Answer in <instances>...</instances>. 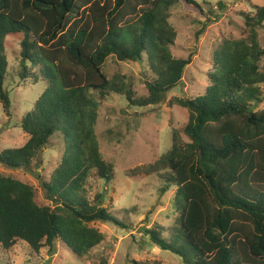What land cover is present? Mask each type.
Wrapping results in <instances>:
<instances>
[{"label": "trees", "instance_id": "obj_1", "mask_svg": "<svg viewBox=\"0 0 264 264\" xmlns=\"http://www.w3.org/2000/svg\"><path fill=\"white\" fill-rule=\"evenodd\" d=\"M179 4L197 6L193 0H0L4 114L9 117L11 108L8 79L44 86L19 122L27 142L4 150L0 164L29 171L52 137L63 143L60 164L43 184L50 206L36 203L31 186L0 174L4 250L21 241L32 253L46 248L50 256L60 241L83 258L104 242L91 225L114 218L100 195L90 200L86 192L91 177L113 180L114 167L103 160L95 132L99 109L112 94L131 107L155 106L178 86L192 62L171 55L176 32L170 16ZM241 18V37L224 39L214 51L204 93L172 101L186 110L187 123L171 131L169 149L145 170L163 178L162 193L175 188L178 217L167 238L159 228L143 232L183 264H264V109L253 107L262 103L264 86L257 32L264 7ZM8 52L16 67H9ZM110 57L147 63L146 97L134 98L124 77H108ZM98 264L108 259L100 255Z\"/></svg>", "mask_w": 264, "mask_h": 264}, {"label": "rangeland", "instance_id": "obj_2", "mask_svg": "<svg viewBox=\"0 0 264 264\" xmlns=\"http://www.w3.org/2000/svg\"><path fill=\"white\" fill-rule=\"evenodd\" d=\"M193 1L196 7L176 5L170 16L176 32L172 57L192 59L178 86L155 106L131 107L120 94H112L100 106L95 132L103 160L114 167L113 180L106 183L91 177L86 192L90 200L100 195L102 207L114 218L113 222L91 225L104 235V242L86 257L78 258L60 241L55 242L50 256L46 248L36 255L19 241L9 250L0 246V264H98L100 255L108 259V264H183L177 256L151 244L143 232L159 228L167 238L178 217L172 203L175 188L162 193L163 178L147 176L145 170L169 149L171 131L187 123L186 110L172 101L176 98L194 99L204 93L208 75L214 72V51L224 39L241 37L242 14L254 16L256 7H264V0ZM257 32L259 44L264 49V22ZM12 46L18 50L17 43ZM7 58L10 68L17 66L14 55L8 52ZM104 67L109 78H125L134 98L147 96L144 83L151 74L146 62H119L110 57ZM260 71L264 73V57ZM11 86L9 117L0 105V154L7 149L20 148L27 142L28 135L20 129L19 122L44 90L41 84L18 86L8 79L7 87ZM261 90L262 103L253 105L255 111L264 109L263 85ZM62 152V139L55 135L32 161L29 171L0 164V174L31 186L36 203L50 206L43 184L49 183L60 164Z\"/></svg>", "mask_w": 264, "mask_h": 264}]
</instances>
